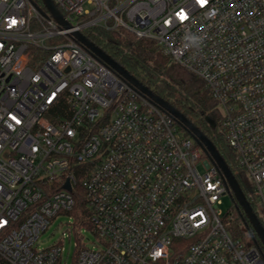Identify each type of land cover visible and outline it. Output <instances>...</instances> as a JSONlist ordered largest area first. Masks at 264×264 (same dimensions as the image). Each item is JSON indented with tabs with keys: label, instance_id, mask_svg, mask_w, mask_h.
<instances>
[{
	"label": "built area",
	"instance_id": "1",
	"mask_svg": "<svg viewBox=\"0 0 264 264\" xmlns=\"http://www.w3.org/2000/svg\"><path fill=\"white\" fill-rule=\"evenodd\" d=\"M53 2L70 27L0 0V264H68L37 241L77 186L98 243H77L76 264H264L258 237L228 230L240 212L219 209L229 185L210 156L75 37L123 29L201 78L264 223V0Z\"/></svg>",
	"mask_w": 264,
	"mask_h": 264
},
{
	"label": "trees",
	"instance_id": "2",
	"mask_svg": "<svg viewBox=\"0 0 264 264\" xmlns=\"http://www.w3.org/2000/svg\"><path fill=\"white\" fill-rule=\"evenodd\" d=\"M33 1L45 9L41 0ZM83 34L123 66L132 76L149 87L154 94L178 109L214 143L239 181L254 212L259 216L257 203L249 197L242 178L243 175L239 172L240 168L233 151L229 147L218 103L204 81L177 64L170 57L165 56L155 42L138 39L123 29L111 30L90 27L85 29ZM210 121L215 125L213 126ZM180 128L187 136H191L181 126ZM74 194L76 205L70 214L74 217L75 235H77L76 232L84 228L92 231V211L85 193L80 186H77ZM232 199L237 205L236 208L241 212H238L239 215H236V219L228 226V230L238 237H246L247 233L251 235L253 229L247 225L246 215L234 197ZM260 221L264 224L261 219ZM252 236L258 240L256 234ZM258 241L260 242V240ZM77 255L78 252L76 251L74 264H76Z\"/></svg>",
	"mask_w": 264,
	"mask_h": 264
},
{
	"label": "water",
	"instance_id": "3",
	"mask_svg": "<svg viewBox=\"0 0 264 264\" xmlns=\"http://www.w3.org/2000/svg\"><path fill=\"white\" fill-rule=\"evenodd\" d=\"M47 12L64 27H70V24L65 20L61 11L57 8L53 0H41ZM76 39L81 45L87 49L93 56L100 59L108 67L113 69L120 77L128 81V83L137 91L148 97L154 104L166 111L171 115L177 124L190 133L192 138L202 147V149L210 156L212 162L218 166L222 172L227 184L229 185V194L239 204L242 212L246 215L248 222L253 229L252 234H256L260 239L264 247V227L260 222L257 214L250 202L248 201L244 190L242 189L239 181L230 169L228 163L220 154L214 143L198 128L196 127L185 115H183L178 109L171 105L168 101L164 100L160 96H157L152 90L140 82L137 78L132 76L123 66L116 62L110 55L104 52L101 48L96 46L90 41L83 33L78 32L75 34ZM214 126L215 124L210 121ZM66 188L71 190L70 183L66 184ZM241 212V211H240Z\"/></svg>",
	"mask_w": 264,
	"mask_h": 264
},
{
	"label": "rangeland",
	"instance_id": "4",
	"mask_svg": "<svg viewBox=\"0 0 264 264\" xmlns=\"http://www.w3.org/2000/svg\"><path fill=\"white\" fill-rule=\"evenodd\" d=\"M204 170L203 167L200 168ZM248 190L251 191V185L248 184ZM234 202L232 197L227 194L222 198V205L219 207L220 210L227 214L232 208ZM69 223L74 224V217L72 215H62L57 219L53 220L48 230L43 233L37 241V247L40 249H46L52 247L57 243H61L65 248L64 260L68 264H74L77 243L82 242L89 248H96L98 243L97 236L90 230L84 228L81 232L79 239L73 232L69 237Z\"/></svg>",
	"mask_w": 264,
	"mask_h": 264
},
{
	"label": "snow or ice",
	"instance_id": "5",
	"mask_svg": "<svg viewBox=\"0 0 264 264\" xmlns=\"http://www.w3.org/2000/svg\"><path fill=\"white\" fill-rule=\"evenodd\" d=\"M201 2H203V0H201Z\"/></svg>",
	"mask_w": 264,
	"mask_h": 264
}]
</instances>
